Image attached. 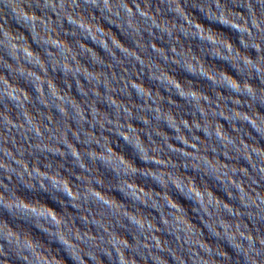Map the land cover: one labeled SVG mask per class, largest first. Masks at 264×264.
Segmentation results:
<instances>
[{"label":"clouds","instance_id":"obj_1","mask_svg":"<svg viewBox=\"0 0 264 264\" xmlns=\"http://www.w3.org/2000/svg\"><path fill=\"white\" fill-rule=\"evenodd\" d=\"M0 264H264V0H0Z\"/></svg>","mask_w":264,"mask_h":264}]
</instances>
